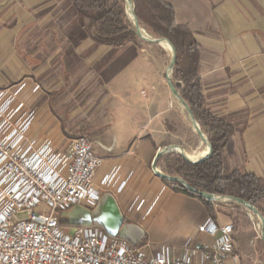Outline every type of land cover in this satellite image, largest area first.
Masks as SVG:
<instances>
[{
	"label": "crops",
	"instance_id": "1",
	"mask_svg": "<svg viewBox=\"0 0 264 264\" xmlns=\"http://www.w3.org/2000/svg\"><path fill=\"white\" fill-rule=\"evenodd\" d=\"M162 1L172 7L176 23L187 27L197 41L198 75L207 108L236 127L223 151L227 167L264 178V0ZM129 44L122 48L95 44L79 26L69 0H0V88L24 84L20 97L37 109L32 136L48 138L58 147L66 145L73 131L84 128L74 120L80 121L83 113L77 104L88 103L79 100L85 89L94 90L90 94L98 96L103 116L110 110L105 87L113 82L117 59L125 57L124 70L138 59L149 61L146 49ZM147 51L154 55L152 49ZM154 92L143 105L132 103L130 114L115 128L103 131L110 119L106 125H94L101 130L95 142L90 140L96 146L94 153L104 159L95 187L116 167L115 185L122 180L126 185L121 193L115 187L101 190L93 207L101 216L83 225L116 231L150 251L161 244L178 246L189 236L195 244L210 243L212 239L196 229L207 214L203 203L171 190L151 170L154 155L166 147L163 86ZM162 188L155 210L145 220L127 210L131 199L139 196L148 203ZM217 216L223 223L230 221ZM125 221L132 230L123 236Z\"/></svg>",
	"mask_w": 264,
	"mask_h": 264
},
{
	"label": "built area",
	"instance_id": "2",
	"mask_svg": "<svg viewBox=\"0 0 264 264\" xmlns=\"http://www.w3.org/2000/svg\"><path fill=\"white\" fill-rule=\"evenodd\" d=\"M23 87L0 88V264H237L234 225L208 213L196 229L210 237V243L195 244L189 236L178 246L161 244L153 251L98 226L66 232L61 212L77 204L93 208L101 190L115 187L121 193L126 181L115 185L116 167L102 175L100 187H95L104 159L94 153L85 135L69 138L63 147L32 136L37 109L20 97ZM151 170L155 175L160 171L157 166ZM162 191L148 203L136 196L127 210L145 220Z\"/></svg>",
	"mask_w": 264,
	"mask_h": 264
},
{
	"label": "trees",
	"instance_id": "3",
	"mask_svg": "<svg viewBox=\"0 0 264 264\" xmlns=\"http://www.w3.org/2000/svg\"><path fill=\"white\" fill-rule=\"evenodd\" d=\"M129 1L139 26L154 38L167 39L174 47L172 83L211 147L209 156L199 162H189L176 152L161 155L156 160L161 172L181 179L162 181L175 192L197 198L212 217H215L213 206L200 193L239 198L251 205L260 202L264 199V178L227 167L223 151L236 127L213 115L205 104L198 75V44L193 33L176 23L172 7L162 0ZM69 2L76 11L79 26L95 44L122 48L127 42H136L137 35L126 13L125 0ZM70 225L83 226L81 223Z\"/></svg>",
	"mask_w": 264,
	"mask_h": 264
},
{
	"label": "rangeland",
	"instance_id": "4",
	"mask_svg": "<svg viewBox=\"0 0 264 264\" xmlns=\"http://www.w3.org/2000/svg\"><path fill=\"white\" fill-rule=\"evenodd\" d=\"M129 19L130 16L127 14ZM131 20V19H130ZM150 38H154L148 31L141 27ZM128 47L143 48L145 57L149 59L144 62L140 59L127 69H122V61L125 57L117 59L116 67L114 68L111 85L105 87L108 90L109 98L106 107V114L102 115V108L98 104L96 95L90 94L94 92L92 88L85 89L80 95L79 100H88V103L77 104L82 108L83 113L79 114L81 120L74 123L81 124L84 128H79L71 134V137L85 135L91 138L93 142L98 139L96 135L100 130L94 127L97 123L105 124L109 121V125L105 126L103 131H108L115 128L118 122H121L126 115L130 114L132 103H141L143 105L147 96L154 95V91H159L163 86V98L165 102V121L163 130V141L165 146H180L185 154L197 155L205 146L196 130L193 128L192 122L180 102L173 97L167 84L166 74L172 81V69H168L171 59V50L158 43L145 41L137 36L136 42H131ZM148 49H152L154 55H151ZM144 56V55H143ZM156 56L158 59H156ZM159 60L161 62H159ZM162 63V66L160 65ZM162 83V84H161ZM90 94V95H89ZM91 102V103H90ZM74 105L66 104L65 107H73ZM122 118V120H121ZM108 120V121H107ZM198 123V122H197ZM76 125V124H75ZM199 125V124H198ZM200 127V126H199ZM203 133V132H202ZM206 137V135L203 133ZM117 138H121L116 135ZM95 152L96 146L92 145ZM175 152V151H172ZM178 153V152H176ZM157 168L160 167L156 164ZM161 171V170H160ZM215 217L218 215L230 217V222L236 225L233 231V236L237 246L238 259L245 264H264V242L261 238V223L259 218L244 206L229 200L212 201ZM262 215L264 214V201L253 205ZM217 212V213H216ZM95 208H89L82 204L73 205L71 208L61 212L60 219L62 228L66 232H71L73 226L70 223L90 224L93 219L99 218L100 214L96 215ZM130 223L125 221L121 227L123 236L126 232H131Z\"/></svg>",
	"mask_w": 264,
	"mask_h": 264
},
{
	"label": "water",
	"instance_id": "5",
	"mask_svg": "<svg viewBox=\"0 0 264 264\" xmlns=\"http://www.w3.org/2000/svg\"><path fill=\"white\" fill-rule=\"evenodd\" d=\"M125 3H126V13L129 14L130 16V19L132 21V24H133V27H134V30H135V33L136 35L145 40V41H148V42H153V43H161L163 41H165L168 45H169V48L171 50V59H170V63L168 65V69H172L173 65H174V60H175V51H174V47L171 45V43L165 39V38H150V37H146L144 36L141 32H142V28L139 26L138 22H137V19L135 17V14L133 12V5L132 3L129 1V0H125ZM166 80H167V84H168V87L170 89V92L171 94L173 95L174 98H176L180 104L184 107V109L186 110L191 122H192V125H193V128L196 130V132L198 133V135L200 136V138L202 139V141L205 143V145L207 146V151L206 153H204L201 157L195 159V160H191L187 157V155L184 153L183 151V148L180 147V146H166L162 149H159L156 154L154 155V158L152 160V167L153 168H156V160L161 156L163 155L164 153H167V152H172V151H175V152H178L180 155L183 156L184 159H186L187 161L189 162H199V161H202L204 160L205 158H207L211 152V147L209 145V142L207 141L206 137L203 135L197 121L195 120V118L193 117V114L190 110V108L188 107V105L186 104V102L181 98V96L179 95V93L177 92V90L175 89V86L173 85L172 81L170 80L168 74H166ZM157 172V175L159 177H161L162 179H174V180H178V181H181V179L177 178V177H169L167 175H165L164 173H162L161 171H158L156 170ZM189 189H191L190 187H188ZM206 200H217V201H220V200H229V201H234L242 206H244L245 208L249 209L250 211H252L253 213H255V215L259 218L260 220V223H261V238H262V241L264 242V217L263 215L257 210L255 209V207L245 201H243L242 199H239V198H232V197H229V196H220V195H213V194H208V193H200ZM108 234L110 235H116V231H106Z\"/></svg>",
	"mask_w": 264,
	"mask_h": 264
},
{
	"label": "bare ground",
	"instance_id": "6",
	"mask_svg": "<svg viewBox=\"0 0 264 264\" xmlns=\"http://www.w3.org/2000/svg\"><path fill=\"white\" fill-rule=\"evenodd\" d=\"M141 33H142L144 36L149 37V35H148L144 30H142ZM159 44H161L162 46H165L166 48L168 47V49H170V48H169V45H168L165 41H163V42H161V43H159ZM206 151H207V146L205 145V146L201 149V151H199V152H200V155H203L204 153H206ZM186 155H187V157H188L189 159H191V160H195V159L198 158V156H196V155H194V154H186Z\"/></svg>",
	"mask_w": 264,
	"mask_h": 264
}]
</instances>
